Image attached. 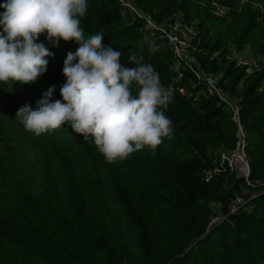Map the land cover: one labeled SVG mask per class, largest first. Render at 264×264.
<instances>
[{
  "label": "trees",
  "instance_id": "1",
  "mask_svg": "<svg viewBox=\"0 0 264 264\" xmlns=\"http://www.w3.org/2000/svg\"><path fill=\"white\" fill-rule=\"evenodd\" d=\"M207 1L231 11L232 24L243 18L241 36H264L259 21L264 12L251 9L261 0H244L251 4L241 11L237 7L242 0ZM137 4L159 24L179 17L175 0ZM88 5L81 18L85 34L100 31L102 44L121 52L124 67L136 66L128 62L135 55L152 64L161 83L172 89L174 99L163 110L174 133L154 155L144 147L107 163L94 144L67 124L39 136L26 131L15 119L17 110L26 103L34 108L53 85L52 100L62 99L63 61L78 47L71 40L52 47L41 35L39 42L52 52L46 72L34 84L0 83V264H21L24 252L60 264H264V70L245 82L239 102L240 123L250 144L249 181L257 189L247 196V204L231 213L227 206L232 193L223 190L222 177L205 179L206 171L215 167L213 149H234L238 140V125L227 118V105L202 93L207 77L223 69L214 56L221 40L201 33L200 24L192 38L195 49L188 51L204 73L193 75L194 84L176 82L171 67L177 57L161 30L152 29L153 47L142 46L139 22L126 24L117 0H88ZM203 13L206 19H219L209 8ZM182 21L188 27L185 18ZM260 51L264 55V48ZM244 75L245 67L231 61L226 71L234 81L230 90ZM178 86L185 87L186 94L179 93ZM227 178L232 191L246 182ZM214 201L223 205L218 224H211ZM133 240L138 248L127 250Z\"/></svg>",
  "mask_w": 264,
  "mask_h": 264
},
{
  "label": "clouds",
  "instance_id": "2",
  "mask_svg": "<svg viewBox=\"0 0 264 264\" xmlns=\"http://www.w3.org/2000/svg\"><path fill=\"white\" fill-rule=\"evenodd\" d=\"M88 6V0L0 3V83L34 84L46 72L52 52L39 42L41 35L52 47L61 40L78 45L63 61L62 99L52 100L56 86H50L34 108L20 107L15 119L36 136L67 124L94 144L107 163L144 147L154 155L174 133L163 110L174 99L173 91L161 83L152 64L132 55L128 62L136 66L124 67L121 52L103 45L100 31L86 35L81 18Z\"/></svg>",
  "mask_w": 264,
  "mask_h": 264
},
{
  "label": "rangeland",
  "instance_id": "3",
  "mask_svg": "<svg viewBox=\"0 0 264 264\" xmlns=\"http://www.w3.org/2000/svg\"><path fill=\"white\" fill-rule=\"evenodd\" d=\"M117 2L122 7L120 10L122 12L120 13L123 16V20L126 24L131 25L136 21L139 22V24L136 26L138 27L137 29L140 33L139 43L142 46L148 45L153 47L156 44V35L152 29H162L163 24L156 22L154 27L149 26L148 23L142 19L143 17L138 14V12H144L145 10L137 4V0H117ZM175 2L176 8H179L175 14H178L181 18H185V23L188 25V28H190L191 31L194 30L196 33H199V26L200 24H203L201 33L203 31L209 32V39L221 40L219 44V50L215 53V55L219 56V64L223 67V69L213 73V77H215V82L217 83V87L221 96L226 98L230 104H228L226 108V111L228 112L226 113L227 118L237 123L231 106L239 107V102L243 94L245 82L251 78L256 71L264 70V55L261 54L260 51L261 47L262 49L264 48V36L254 37L250 34L241 36L244 22L243 18L238 17L235 23L232 24V14H230L231 11L228 12L226 9H224L225 7L219 6V4L212 3L207 0H175ZM247 4L251 3L244 0L239 1L237 7L238 11L245 10ZM251 5V9L259 8L262 13L264 12L263 0L254 2ZM205 8H209L212 14L219 18L218 21L206 19L203 13ZM259 21L264 27V18L261 17ZM228 29H231L230 33L226 32ZM204 36L205 34H201L200 39L202 40ZM233 52H235V54L242 55L247 61H249L254 69V73L251 75H244V79L239 84H237L233 90H230L229 87L234 81L231 76H226L227 68L231 64V60L227 59V56ZM171 70L177 74V76L174 78L176 82L185 80L188 84L195 83L193 79V75H195L194 71H197L199 76L203 75L204 73L203 69L196 61L195 54L192 51H188V49L184 50L181 53V56L175 59ZM260 89L264 91V78ZM222 102L225 103L224 100ZM236 137L238 140L234 149L226 148L224 145L213 149L211 154L213 155V163L215 167L214 169H208L206 171V175L209 177H206L205 179L209 181L214 177H222L220 179L223 181V190L228 191L230 194L232 193L228 203L231 204L232 201L237 196H239L245 200L243 204L245 205L248 202L247 196L254 192L257 188H254L255 186L252 187L251 182H247L246 177L243 175V170L246 164L243 163L242 165V161H248L249 167H251V156L248 155V148H250L249 140L246 138V134L242 135L239 132V129L237 130ZM222 154H224L226 158ZM229 175L237 177L238 179L244 178L246 182L239 183V186L234 189V191H232L230 183L226 182ZM230 204L227 206L229 210ZM210 206L212 208L213 214L211 217V224H218L222 221L224 216L222 211L223 205L221 202L214 201L211 202ZM126 246L127 250L134 251V249L138 248V245L135 244V240ZM20 259L21 264H60L38 258L35 255L25 252L21 253Z\"/></svg>",
  "mask_w": 264,
  "mask_h": 264
},
{
  "label": "built area",
  "instance_id": "4",
  "mask_svg": "<svg viewBox=\"0 0 264 264\" xmlns=\"http://www.w3.org/2000/svg\"><path fill=\"white\" fill-rule=\"evenodd\" d=\"M224 9H226V8H224ZM138 14L141 15V17H143L142 19L145 20L149 26H151V27L155 26L156 22L154 21V19L152 18V16L150 14L143 12V11L138 12ZM159 30H161L163 32V34L165 35L166 39L168 40V42H169L170 46L172 47L174 54L177 58H179L181 56V53L184 50L189 49V48L195 49V46L192 44V38H194L197 33L194 30L191 31V29L188 28L183 23L181 17L180 18L179 17L174 18L170 23L163 24L162 29H159ZM214 56H216L219 60V57L217 55H214ZM227 59L234 62L237 67H245V71L247 74H251L254 72V69H253L251 63L249 61H247L242 55L235 54V52H233L227 56ZM194 73H196V76L199 77V75L196 71H194ZM177 91L183 95L186 94V88L183 86H178ZM202 93L205 95L217 96L219 98V100H221V101L224 100V102L227 106L229 104V102L226 100V98H223L221 96L219 89L217 87V83L215 82V77H213L212 75L207 77V79L205 81V86L202 89ZM231 108L234 112L239 132L242 135H244L245 134L244 128L240 123L241 122L240 121V108L237 106L236 107L231 106ZM222 155L225 157L224 154H222ZM243 163L246 164V166L244 167V170H243V175L246 177V181L249 182L248 178H249V173H250L251 167H249L248 161H242V165H243ZM206 177H209V176H206ZM244 202H245L244 199L237 196L232 201V203L230 204V210L229 211L231 213L238 212L240 210V207L244 204Z\"/></svg>",
  "mask_w": 264,
  "mask_h": 264
}]
</instances>
